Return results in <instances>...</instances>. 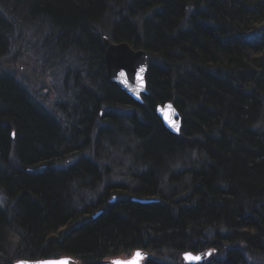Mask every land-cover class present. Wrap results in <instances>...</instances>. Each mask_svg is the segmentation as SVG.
Returning a JSON list of instances; mask_svg holds the SVG:
<instances>
[{"label": "trees", "instance_id": "16d2710c", "mask_svg": "<svg viewBox=\"0 0 264 264\" xmlns=\"http://www.w3.org/2000/svg\"><path fill=\"white\" fill-rule=\"evenodd\" d=\"M262 28L264 0H0V264L264 258ZM106 35L148 53L143 104L110 81Z\"/></svg>", "mask_w": 264, "mask_h": 264}, {"label": "water", "instance_id": "95a60500", "mask_svg": "<svg viewBox=\"0 0 264 264\" xmlns=\"http://www.w3.org/2000/svg\"><path fill=\"white\" fill-rule=\"evenodd\" d=\"M106 48V61L108 76L110 81L119 87L124 93L131 97V99L139 104H143L142 95L147 94L146 89V74L148 72V56L143 50H135L127 42L116 43L109 38H104ZM141 68L144 69L141 72ZM123 73V75H121ZM171 106V107H169ZM157 115L160 117L165 128L174 135H180L182 130V116L179 110L173 103H166L157 108ZM173 124L178 125V130ZM139 201V200H137ZM141 254V255H138ZM143 251H136L133 258L122 262V264H141L144 257ZM185 260L188 263L195 264L201 260V255L186 254ZM200 257V259H195ZM63 262H70L76 264L74 260L69 257L59 259H44V260H22L17 264H63ZM113 262V264H116ZM111 262H108L110 264Z\"/></svg>", "mask_w": 264, "mask_h": 264}, {"label": "bare ground", "instance_id": "6f19581e", "mask_svg": "<svg viewBox=\"0 0 264 264\" xmlns=\"http://www.w3.org/2000/svg\"><path fill=\"white\" fill-rule=\"evenodd\" d=\"M31 26L33 25V24H31V23H29ZM28 24V26L26 27L25 26V24L24 25H22V27L20 26V29H22V31H25V30H31L32 28H31V26ZM262 30H264V28H262ZM256 35H258V34H250V35H248L249 37H251V40H254L253 41V43H254V45H258V43H260V40L261 39H263L264 38V35L261 37V36H256ZM105 37H107V38H109V36H104L103 37V44H104V48H105V43H104V38ZM110 39V38H109ZM111 40V39H110ZM111 41H113V40H111ZM114 42V41H113ZM253 45V46H254ZM252 46V47H253ZM144 51V50H143ZM146 52V51H145ZM147 53V52H146ZM147 56H148V71H149V55H148V53H147ZM105 61H106V48H105ZM106 64H107V61H106ZM147 74H148V72H147ZM147 74H146V89H147V93H148V82H147ZM144 95H147V94H144ZM144 95H142V98H143V96ZM143 101H144V98H143ZM166 103H172V102H166ZM166 103H163V104H160V105H158L157 107H156V114H157V108L159 107V106H163V105H165ZM137 104H139V103H137ZM158 116V115H157ZM159 119H160V117H159ZM179 194V193H178ZM173 196H174V194H173ZM114 200H116V198H114ZM137 201V200H136ZM157 201V200H156ZM139 203H141V204H146V203H152V202H155V199H141V200H139L138 201ZM229 244H227V246H228ZM189 253H191V254H193V255H196V256H198V255H201L202 257H201V260L199 261V262H197V263H195V264H229V254H230V248L229 247H227V248H224V249H220V254L219 255H217L216 257H215V255H214V249L212 248V249H206L205 251H202V252H196V253H194V252H188V251H185L184 253H181V255H180V257L178 258V260H175V259H173L171 262L172 263H168L167 262V260H165V261H158V260H155L154 259V263H157V264H178L179 262H181V264H182V262L185 264H191V263H188L186 260H185V255L186 254H189ZM209 253H211V255H208ZM254 256H256V255H254ZM253 256V257H254ZM252 257V258H253ZM169 260H171V259H169ZM253 261H255V260H253ZM239 264H250V262H249V260H248V262L247 261H245L243 258L241 259V260H239ZM264 264V263H263Z\"/></svg>", "mask_w": 264, "mask_h": 264}, {"label": "rangeland", "instance_id": "374dc122", "mask_svg": "<svg viewBox=\"0 0 264 264\" xmlns=\"http://www.w3.org/2000/svg\"><path fill=\"white\" fill-rule=\"evenodd\" d=\"M30 57L32 58V56L30 55ZM7 64V66L9 67V69H10V71L12 70H17V69H20V66H14L13 65V63H6ZM15 67V68H14ZM40 70H38V72H39ZM52 74H47V75H45V78L42 80L43 82H45V84H46V86H50L49 87V92H53V93H55L56 92V89H55V87L57 88V89H59L60 87H61V82H63L64 81V79L63 80H61V78L60 77H58L57 76V78H58V80L56 79V78H54V77H51V78H49L50 76H51ZM52 80V81H51ZM46 88H44V90H45ZM49 92H47V93H49ZM128 128H129V125L127 126ZM180 159H181V156H180ZM178 172H175V175H182V173H181V170H177ZM169 175V174H168ZM171 175V174H170ZM174 175V174H173ZM129 182V181H128ZM168 183H169V181H168ZM184 186H186V184H185V182H184V185L182 186V187H184ZM104 187H102L101 188V190L103 189ZM186 194H188V192L186 193ZM183 197H181L180 196V194L177 196V198L178 199H181V198H184L185 197V194L184 195H182ZM116 198V197H115ZM114 199V198H113ZM111 201L112 200H110V202H109V205L111 204ZM112 203H115V200H113L112 201ZM100 213V212H99ZM99 213L97 214V216L99 215ZM233 246H236V245H233ZM233 249H237V247H232ZM149 256H151L153 259H155V260H158V261H165V260H167V262L168 263H172L171 261L173 260V259H175V260H178V258L180 257V255L178 256V255H176V254H174V253H171V252H167V251H163V253H161V254H158V251H157V253L156 252H151V253H149ZM67 257V256H66ZM121 257V255H118V256H113V257H109V258H106V259H104L103 260V262H102V264H106V260H107V262H110L111 260L112 261H114L115 262V259H117V258H120ZM248 257H249V262H250V264H263L264 263V258H261L260 256H254L253 258L251 257V256H249L248 255ZM61 258H64V257H61ZM69 258H71L72 260H74L75 261V263H77V264H82V260L81 259H79V258H77V257H69ZM50 259H59V258H50ZM169 259H171V260H169ZM44 260V259H43ZM253 260H255V261H253ZM30 261H35V260H30ZM18 262H20V261H18ZM18 262H16L15 264H17ZM101 263V262H100ZM99 263V264H100ZM178 264H181V262H179ZM182 264H184L183 262H182ZM186 264V263H185Z\"/></svg>", "mask_w": 264, "mask_h": 264}, {"label": "flooded vegetation", "instance_id": "af4514ba", "mask_svg": "<svg viewBox=\"0 0 264 264\" xmlns=\"http://www.w3.org/2000/svg\"><path fill=\"white\" fill-rule=\"evenodd\" d=\"M133 254H134L133 252L131 254H124L120 258L115 259V261L118 259L129 260L130 258H132ZM148 260H153V262H154V259L151 256H149V253L146 252L144 257H143V260L141 261V264H146L148 262ZM112 263H110V264H112ZM106 264H108L107 260H106Z\"/></svg>", "mask_w": 264, "mask_h": 264}, {"label": "snow or ice", "instance_id": "6c2138e0", "mask_svg": "<svg viewBox=\"0 0 264 264\" xmlns=\"http://www.w3.org/2000/svg\"><path fill=\"white\" fill-rule=\"evenodd\" d=\"M141 72H143L144 71V69L143 68H141V70H140ZM121 75H123V73H121ZM169 107H171V106H169ZM173 126L174 127H176L177 128V130H178V125H175V124H173ZM138 255H141V254H138ZM208 255H211V253H209ZM195 259H200V257H195ZM63 264H70V262H63ZM116 264H122V262H116Z\"/></svg>", "mask_w": 264, "mask_h": 264}]
</instances>
